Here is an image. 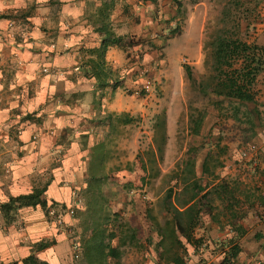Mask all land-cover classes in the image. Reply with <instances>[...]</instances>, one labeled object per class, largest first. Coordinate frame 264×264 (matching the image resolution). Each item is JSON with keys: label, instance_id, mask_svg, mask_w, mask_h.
Instances as JSON below:
<instances>
[{"label": "crops", "instance_id": "0c3cea01", "mask_svg": "<svg viewBox=\"0 0 264 264\" xmlns=\"http://www.w3.org/2000/svg\"><path fill=\"white\" fill-rule=\"evenodd\" d=\"M106 2L111 1L0 0V14H18L0 19V204L45 183L43 195L47 201V212L39 205L24 206L11 213L10 221L0 210V264H24L23 259L31 254L50 264H76L66 230L76 221L66 209L74 194L85 189L92 148L106 137L103 130L109 131L108 124L99 119L112 111H124L116 108L121 105L119 86L108 84L100 88L94 77L83 74L81 67L87 58L95 57L84 49L97 47L101 42L102 34L94 28L102 24L101 12ZM250 2L255 11L249 25L251 41L264 45V0ZM140 3L113 0L112 8L104 12L108 13L105 21L116 34L138 37L147 33L151 9L154 22L155 13L162 11L178 19L169 0H163L161 8L157 1ZM135 13L141 16L140 22L133 19ZM181 37L174 51H168V64L178 61L177 54L190 51L194 53H189V62L197 65L201 36L183 40L182 34L176 39ZM124 61L121 48H106L105 68L121 67L120 79L129 84L134 66H124ZM250 140L259 144L260 150L248 165L229 150L221 158L208 155L209 150L202 158H192L195 176L207 185L204 192L211 191L210 207L203 214L204 227L211 237L203 249V257L210 258L204 264H209L217 254L214 251L207 256L208 248L215 250L216 243L230 235L227 228L239 224L245 230L239 239L241 259L248 264H264L262 125L254 128ZM231 163L232 170L224 166ZM41 241L49 245L36 250L35 245ZM192 252L184 264H198ZM144 264H154V260L150 257Z\"/></svg>", "mask_w": 264, "mask_h": 264}, {"label": "rangeland", "instance_id": "374dc122", "mask_svg": "<svg viewBox=\"0 0 264 264\" xmlns=\"http://www.w3.org/2000/svg\"><path fill=\"white\" fill-rule=\"evenodd\" d=\"M146 1L147 3L157 1L159 8L163 5V0ZM236 1L243 2L242 10L245 7L253 8L254 3L250 0H169V7L178 13V19L174 20L168 11H162L155 13L157 22H154V12L151 9L149 17L152 21L146 25L147 33L139 38L141 45L138 48L123 50L124 66L137 63L139 67L133 74L134 78L132 77L129 84H124V79H120V75L123 74L121 67L115 69H111L110 65L107 67L116 78V86H119L118 102L121 105H117L116 108L124 110L112 113L126 114L132 118L126 124L114 121L108 125V132L103 130L107 143L104 164L106 177L101 186L106 202L101 208L103 213L106 212L110 216L109 223L115 212L120 214L119 221L116 223L113 219L111 225L129 222L139 230V241L127 242L121 248L122 264H144L150 257L154 264H165L164 261L157 259L154 249L158 237L153 228V218L163 222L170 216L165 203L167 189L174 182V173L180 172L182 168L186 169L184 162L187 159L202 158L208 150L211 151L208 155L221 158L229 150L233 152L232 156L236 155L243 161L242 164L248 165L252 163L250 161L252 158L258 156L259 144L250 138L256 126L264 127V72L256 81L255 101L236 104L228 100L220 102L218 97L200 91L188 80L183 68L184 64L188 65L198 82L208 83L212 64L210 43L217 30L224 25L222 13L225 5L231 7ZM140 2L139 5L145 4V0ZM254 12L248 17L249 20L255 17ZM132 17L140 22L139 14L135 13ZM182 34L185 36L183 40L188 36L190 38L201 36L202 49L197 65L189 62V53H194L190 51L177 54L179 59L176 63L168 64L166 60L168 51H174L178 45L177 41H182V37L176 39ZM242 35L251 41L252 30L243 31ZM167 46L169 49L166 51ZM254 108L258 109V114ZM190 116L196 120L194 122L200 118L201 134L190 135ZM250 143L256 144L258 147L256 152H251L247 157L241 156V150L247 148ZM223 150L225 152H222ZM232 164L224 166L232 170ZM185 174L187 177L190 176L188 172ZM88 181L87 165L85 189L74 194V200L79 199V202L74 205V213L71 215L76 224L70 228L80 243L77 256H74L76 264H88L83 257L82 246L89 236L90 223L86 217H91L88 210L99 204L90 200L92 198L86 192ZM174 195L177 198L181 197L178 192ZM204 217L197 234L203 235L208 245L211 237L204 227ZM147 236L152 239L150 244H147ZM70 238L68 235L69 243ZM221 240L222 238L220 242ZM212 250V247L208 248L207 256ZM215 253L217 254L213 261L220 258L218 251ZM239 259L243 264H248L245 259Z\"/></svg>", "mask_w": 264, "mask_h": 264}, {"label": "trees", "instance_id": "16d2710c", "mask_svg": "<svg viewBox=\"0 0 264 264\" xmlns=\"http://www.w3.org/2000/svg\"><path fill=\"white\" fill-rule=\"evenodd\" d=\"M110 1L109 3H104V11L102 9L101 12L103 16L101 26L94 28V31L102 34L99 46L84 49L85 52L95 55V57L87 58L81 66L83 74L94 77L100 88L108 84L116 86V78L112 76L109 68L107 69L104 66L106 48L108 46H116L125 51L128 48H138L141 45L139 39L141 36L116 34L113 26L105 21L108 18V13L104 15L105 10L111 9L113 6V0ZM242 6V1L234 2L231 7L225 5L222 13L224 25L217 30L210 43L212 64L208 83L203 84L202 82H198L194 78L191 68L186 64L183 66L186 77L194 86L204 93L218 97L220 102L222 100H228L236 104L254 102L257 95L256 81L258 76L264 72V45L254 40L249 41L242 35L243 31L249 30L250 20L248 17L253 12L251 8L248 9L247 7L242 10L244 7ZM16 15L18 14L2 13L0 14V19L12 18ZM132 67L134 72L139 68L137 63L132 65ZM254 111L257 114L259 113L256 108H254ZM125 115L108 113L99 120L108 125H111L114 121L126 124L132 118ZM26 118L30 119L31 116L27 114ZM194 121L196 120H193V117L190 116L189 131L192 134L198 135L201 121L200 118L197 119V122ZM106 144L105 139H103L93 146L88 163L89 181L86 186V192L90 194V198H92L90 200L99 203L88 210V212H91V217H86L87 222L90 223L89 229L86 227L89 230V236L84 240L82 246L84 249L83 257L88 264H122L121 257L123 251L121 248L127 242L133 243V241H139L138 228L131 226L129 222L111 225L112 221H114L113 219L117 223L120 214L115 212L111 223H109L110 216L106 212L103 213V209L101 208L106 202L101 186L104 177H106L104 174ZM184 166L186 167L185 170L182 168L180 172L174 173V182L167 189L165 196V203L170 216L166 217L163 222H159L156 218H153V228L158 237L157 242L154 243V249L157 259L164 261L165 264H184L192 251L197 258V263L204 264L208 258L206 260L203 257L202 254L204 252L202 249L207 244L204 241L203 235L197 234V229L202 227L204 210L210 207L209 199L211 191L207 190L204 192L207 185L203 184L201 177L195 176L194 159H187L184 162ZM205 166L204 161L202 172ZM142 168L145 169L144 165H142ZM186 172L191 177H187ZM45 190L46 183L41 187H34L29 193L9 197L6 201L2 202L0 210L6 221L11 220V213L14 210L24 206L39 205L46 209L47 212V201L43 195ZM176 192L181 197H175L174 194ZM227 229H230V235H226L222 238L221 242L216 243V245L214 244L216 248L211 251H219L218 255L220 258L217 261L212 260L209 264H243L239 259L241 258L240 254L242 251L239 239L245 234V230L240 224L231 225ZM146 240L147 244H150L152 241L149 236L146 237ZM48 245L49 242L41 241L35 245V248L39 250ZM23 263L50 264L45 260L39 259L34 254L25 257Z\"/></svg>", "mask_w": 264, "mask_h": 264}, {"label": "built area", "instance_id": "2783aa9c", "mask_svg": "<svg viewBox=\"0 0 264 264\" xmlns=\"http://www.w3.org/2000/svg\"><path fill=\"white\" fill-rule=\"evenodd\" d=\"M147 87H148V85H146V89H147ZM257 148L258 147L256 146V144L250 143L247 146V148H244V149L241 150L240 154L243 157H247V156H249V154L251 152H256ZM78 202H79V199H76V200L73 201V204L72 205H70L69 207H67L66 211H67V213L70 216L73 215V213H74V209H73L74 208V205H77ZM70 227H67V233L71 237L70 238V244H71L72 249L75 251L74 252L75 253V256H77V251L79 249L78 238L76 237V235L73 234L72 229Z\"/></svg>", "mask_w": 264, "mask_h": 264}]
</instances>
